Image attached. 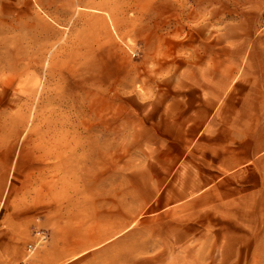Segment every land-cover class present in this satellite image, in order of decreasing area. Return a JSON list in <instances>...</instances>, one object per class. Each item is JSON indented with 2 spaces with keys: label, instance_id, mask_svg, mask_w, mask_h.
I'll return each mask as SVG.
<instances>
[{
  "label": "rangeland",
  "instance_id": "obj_1",
  "mask_svg": "<svg viewBox=\"0 0 264 264\" xmlns=\"http://www.w3.org/2000/svg\"><path fill=\"white\" fill-rule=\"evenodd\" d=\"M259 102L264 0H0V264H264Z\"/></svg>",
  "mask_w": 264,
  "mask_h": 264
},
{
  "label": "crops",
  "instance_id": "obj_2",
  "mask_svg": "<svg viewBox=\"0 0 264 264\" xmlns=\"http://www.w3.org/2000/svg\"><path fill=\"white\" fill-rule=\"evenodd\" d=\"M263 107H264V103L259 102V103H255L254 107H246L245 108V109L249 108L247 111H250V112L255 111L256 112L255 120L250 123V126H252L253 122H254V125H253L254 131L252 134V136H253L252 137V144H255L256 147L263 144V140H262V138H263V122H262V119L263 118H262V115L257 114V112H259V111L262 112ZM224 108H226V107H224ZM237 108L240 111L244 110V107H237ZM218 109H219V107H218ZM197 110H204V109H202L200 107V108H197ZM215 111H216L215 107H212V112H215ZM246 135H248V134H246ZM223 143L226 145V154L222 153V159L226 163V167L227 166L230 167L232 163L236 164L237 162L250 159L251 155L250 154L244 155L242 153L241 149L238 150L237 154H235V153L232 154L230 142L227 140H223ZM262 151H261V155H260L259 152L257 150H255V153H254L255 158L254 159L256 161H259V159H261L263 157Z\"/></svg>",
  "mask_w": 264,
  "mask_h": 264
},
{
  "label": "built area",
  "instance_id": "obj_3",
  "mask_svg": "<svg viewBox=\"0 0 264 264\" xmlns=\"http://www.w3.org/2000/svg\"><path fill=\"white\" fill-rule=\"evenodd\" d=\"M35 235L37 239L33 243L29 244L28 249L30 250L33 249L36 245L46 241L47 239V234L43 230H36Z\"/></svg>",
  "mask_w": 264,
  "mask_h": 264
}]
</instances>
